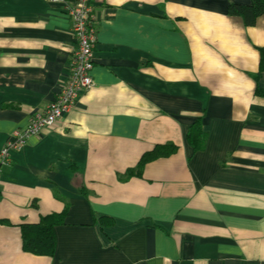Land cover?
<instances>
[{
    "label": "crops",
    "instance_id": "0c3cea01",
    "mask_svg": "<svg viewBox=\"0 0 264 264\" xmlns=\"http://www.w3.org/2000/svg\"><path fill=\"white\" fill-rule=\"evenodd\" d=\"M249 2L99 0L93 85L0 166V264H264V15L227 14ZM73 42L60 6L0 0V147L55 100ZM65 206L53 256L24 252L19 225Z\"/></svg>",
    "mask_w": 264,
    "mask_h": 264
},
{
    "label": "built area",
    "instance_id": "2783aa9c",
    "mask_svg": "<svg viewBox=\"0 0 264 264\" xmlns=\"http://www.w3.org/2000/svg\"><path fill=\"white\" fill-rule=\"evenodd\" d=\"M60 6L71 21L73 50L68 77L55 100L50 102L43 113L32 115L28 123L14 129L0 147V166L10 161V153L21 150L31 136H37L52 126L75 105L81 94L93 85L91 70L94 63L96 42V8L99 0H49Z\"/></svg>",
    "mask_w": 264,
    "mask_h": 264
},
{
    "label": "trees",
    "instance_id": "16d2710c",
    "mask_svg": "<svg viewBox=\"0 0 264 264\" xmlns=\"http://www.w3.org/2000/svg\"><path fill=\"white\" fill-rule=\"evenodd\" d=\"M227 14L238 17L244 26L251 27L258 17L264 15V0H250L248 4L230 3L227 7ZM258 72L254 78H258L264 73V48H259ZM207 135L201 128L199 118L195 119L189 126L186 133V141L194 151L204 149ZM177 151V146L171 143L157 144L153 149L142 154L137 165L133 169H128L125 176H141L143 167L154 160L169 157ZM84 194V191H81ZM67 216V206L60 212H52L40 216L36 223L20 224V234L22 250L36 256L52 257L56 248L55 227L64 223ZM0 223L7 222L0 219ZM101 225L111 224L107 218L100 219Z\"/></svg>",
    "mask_w": 264,
    "mask_h": 264
}]
</instances>
